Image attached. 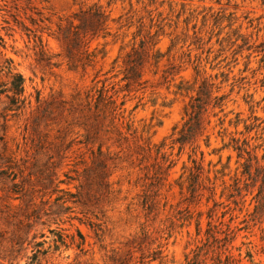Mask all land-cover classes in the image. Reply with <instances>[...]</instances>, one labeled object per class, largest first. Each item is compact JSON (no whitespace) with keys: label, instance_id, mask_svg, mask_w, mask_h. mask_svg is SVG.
Wrapping results in <instances>:
<instances>
[{"label":"rangeland","instance_id":"obj_1","mask_svg":"<svg viewBox=\"0 0 264 264\" xmlns=\"http://www.w3.org/2000/svg\"><path fill=\"white\" fill-rule=\"evenodd\" d=\"M94 2L109 13L108 35L90 42L96 57L89 65L70 68L51 33L59 18ZM0 3V37L5 43L0 67L5 58L12 60L24 78L30 109L36 108L37 96L43 105L52 98L71 100L78 92L82 97L89 92L95 99L101 87L113 94L117 104L124 101L118 109L124 118L116 122L127 141L119 145L111 139L102 146L103 151L110 146L112 194L90 209L66 203L69 208L61 209L57 222L51 223L63 234L66 246L51 249L41 264H184L185 257L191 258L205 241L208 223L220 231H232L234 237L225 252L237 264H264V0L35 1L36 8L49 18L37 20L38 25L28 18L38 16L26 8L25 1L17 10L11 0L6 6ZM39 36L50 60L41 59ZM157 50L160 60L155 63L152 54ZM202 78L213 83V90L219 88L216 94L227 95L224 110L216 108V115H204L205 129L193 144L172 145L184 121V105L194 94L176 92V84L181 79L191 83ZM0 80H7L5 69ZM5 103L1 97L0 113ZM85 107L83 101V113L73 116L66 110L54 111L47 119L50 125L42 128V133L52 128L39 138L51 153L58 142L55 136L72 130L65 137V142L74 139L70 150L64 158L52 159L58 179H66L64 172L81 178L83 168L90 165L88 148L95 150L104 140L91 134L93 144L78 143L84 140L85 130L76 124L93 122L92 116H82L88 112ZM30 109L20 116L3 112L8 126L6 152L15 157L16 182L21 179L20 169L26 173L35 160L33 144L38 139L30 127ZM58 126L68 127L56 131ZM232 137L248 143L250 174L243 173L248 155L238 157L231 147H223L233 143ZM135 139L136 144L149 141L160 146L161 153L173 161L165 179L157 183L151 177L154 160L143 158ZM191 158L202 166L193 195L188 190ZM71 182L60 186L74 192L77 181ZM43 231L45 237L38 240L45 239V246L53 244L56 235L46 228Z\"/></svg>","mask_w":264,"mask_h":264},{"label":"trees","instance_id":"obj_2","mask_svg":"<svg viewBox=\"0 0 264 264\" xmlns=\"http://www.w3.org/2000/svg\"><path fill=\"white\" fill-rule=\"evenodd\" d=\"M2 1L5 3L3 6H6L7 0H0V2ZM11 1L14 3L13 7L17 10L21 0ZM23 1H25L26 8L30 11L33 10L32 12L38 16V18L33 17L31 14L28 16L33 25H38L37 20L40 22L49 21V18L44 17L42 12L34 5L35 1L41 3L46 0ZM1 6L0 3V10L2 9ZM108 23L109 13L98 2L85 7L80 6L78 11L64 18H59L56 29L51 35L60 43L63 57L70 68L81 67L84 69L93 61L96 57V48L90 50V42L95 38H104L108 35ZM23 26L26 31L32 32L27 25ZM34 36H36L35 33ZM156 43L154 42V44ZM4 45V40L0 37V53ZM39 45L41 46V59L50 60V57L43 50L42 37L40 36ZM159 57L158 50L152 54L155 63L159 62ZM4 63L0 67V73L5 69V76L7 77V80H0V98H6L3 112H12L15 116H20L24 114L26 109L31 108V101L25 95L22 74L14 68L11 59L5 58ZM218 89L217 87L216 90H213V83L209 82L207 78L195 79L191 83L181 79L176 84V92L185 91L186 93L194 92V94L189 96V101L184 105L182 116L184 121L177 132L178 135L172 138V145L175 143H179L181 146L186 143L193 144L196 136L201 135L205 129L203 125L204 115L207 112L216 115L217 112H214L216 108L219 109L218 112L224 110L227 95L216 94L215 91H218ZM96 91L95 99L89 92H85L84 97L78 92L72 96L71 100L52 98L50 101L45 102L44 105L40 103L39 97H36L38 104L35 109H30L29 111L31 116L30 127L38 139L33 144L35 147L33 154L35 160L32 162L30 170L26 173L23 169H20V182L15 181L17 174L13 173L15 157L13 153L8 154L6 152L7 113H0V117L3 120L0 122V130L2 131L0 134V144H2L0 148V264H19L21 260H24V264H41V259L51 249L55 251L62 245L66 246L63 234L51 227V223L57 222L60 210L69 208L66 203L71 202L90 209V207H97L98 204L112 194L108 168L110 146L106 147V151H103L102 146L111 139L119 142V145H121L122 140L127 141L126 136L123 135L116 122V120L124 118L122 112H118L124 101L117 104L113 94H108L104 87ZM93 99L94 102L91 103ZM83 101H85V109L88 112L82 114V116L93 117V122L90 125L92 131L85 122L76 124V126L85 130L84 140L78 141V143H83L85 146L93 144L94 141L90 138L91 134L95 138L103 136L104 140L98 143L95 150L91 146L88 148L91 153L90 165L83 168L82 174H80L81 178L80 176L72 177L67 172H64L66 179H58L55 170L56 163L52 159L54 156L62 159L65 157L64 154L70 150L74 139L65 142V137L68 135L67 132H72V130L66 131L65 129L68 126L62 129L59 126L56 128V131L65 130L63 132L66 134L55 136L58 142L54 144L56 147L54 153L46 150L43 143L39 140L40 134L47 135L52 130L51 128L47 132L42 133V128L46 129L50 125L47 119H51L48 117H51L54 111L60 113L62 110H66L67 114L72 116L78 111L83 113L84 108H80ZM237 122L236 120L235 124ZM57 125L59 124L57 123ZM126 129L129 130L128 124H126ZM175 129L176 126L173 131ZM136 141L138 140L135 139L134 144L141 151L139 153L143 155V158H152L154 160L151 163L154 170L151 177H156L157 183L165 179L173 161L169 160L164 153H161L160 146L151 145L149 141H145L144 144H136ZM231 141L233 142L232 144H223V147H231L232 150L237 152L238 157H242L244 153L247 154V163L244 165L243 173L250 174L246 166L250 163L252 155L250 154V149H248L247 141L242 140L240 142L239 139L233 137ZM193 148L195 149L196 146H193ZM41 155L42 158H40ZM27 159L23 160V167H26ZM191 162L192 167L188 170L192 183L189 184L188 190L193 195L195 184L202 172V166L195 158H191ZM75 180L77 184L74 185L76 189L74 192L69 187L60 186L62 183L68 186L72 183L71 181ZM37 185L39 187H36ZM236 189L239 190L238 186ZM35 193L39 194L36 196ZM54 194L52 203H50ZM37 198H39L38 201ZM13 201L18 202L14 203ZM91 213H93V210H91ZM208 225L205 231V241L201 246L196 247L191 258L185 257L184 264H206L207 259H209L207 264H237L235 257L230 252H225L227 244L233 240L232 231L229 228L220 231L216 226L210 223ZM44 228L56 235L52 239L53 244H48V246H45L47 243L45 239L38 240L39 237H45ZM217 233H223V236L219 238L216 236ZM209 253H211L210 256H208ZM203 256L206 257L202 258Z\"/></svg>","mask_w":264,"mask_h":264}]
</instances>
